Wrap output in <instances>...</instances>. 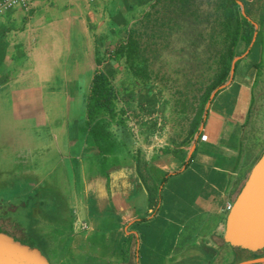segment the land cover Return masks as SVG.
<instances>
[{
    "label": "crops",
    "instance_id": "crops-1",
    "mask_svg": "<svg viewBox=\"0 0 264 264\" xmlns=\"http://www.w3.org/2000/svg\"><path fill=\"white\" fill-rule=\"evenodd\" d=\"M242 1L249 47L190 139L168 127L159 147L145 127L114 124L116 114L88 117L96 72L115 66L101 58L149 0H34L0 14V191L41 193L55 264L236 262L228 205L264 153L251 128L264 0Z\"/></svg>",
    "mask_w": 264,
    "mask_h": 264
},
{
    "label": "rangeland",
    "instance_id": "rangeland-1",
    "mask_svg": "<svg viewBox=\"0 0 264 264\" xmlns=\"http://www.w3.org/2000/svg\"><path fill=\"white\" fill-rule=\"evenodd\" d=\"M190 2L187 7L178 0H163L159 4L149 0L146 12L137 19L141 20L139 26L135 20L128 27L140 28L141 49L150 78L137 77L125 60L112 57L114 51L104 55L101 60L106 58L115 66L106 68V72L101 67L98 70L105 72L117 91L114 112L118 116L114 124L127 125L135 130L139 126L145 127L155 147L166 142L164 132L165 128L168 131V127L174 133L175 141L179 142L184 137L190 139L200 126L210 98L231 76L235 62L245 53L252 40V35L246 36L243 30L244 18L249 15L244 1L236 0L238 24L236 17L231 21L226 20L221 9L224 0ZM182 5L186 8L182 9ZM166 22L168 24L165 25ZM250 33L254 34L249 30ZM262 35L264 37V23ZM254 52L255 49L250 58L252 55L254 57ZM230 59V71L224 79ZM120 63L125 64L123 67L126 69H120ZM120 79L125 88L119 89L117 83ZM261 86L252 107L251 128L254 136L264 142V82ZM108 114L104 109L102 115ZM7 210L12 214L0 218V224L8 229L7 232L23 242L31 244L34 241L48 255V231L45 229L51 227L47 223L50 218L48 211L47 214L43 211L41 215L30 217V228L29 220L24 221L21 216V212L25 211L20 202L11 205L0 203V216ZM21 220L27 229L20 225Z\"/></svg>",
    "mask_w": 264,
    "mask_h": 264
},
{
    "label": "water",
    "instance_id": "water-1",
    "mask_svg": "<svg viewBox=\"0 0 264 264\" xmlns=\"http://www.w3.org/2000/svg\"><path fill=\"white\" fill-rule=\"evenodd\" d=\"M224 239L234 247L264 252V153L229 211ZM264 264V256L238 264ZM0 264H55L37 245L0 232Z\"/></svg>",
    "mask_w": 264,
    "mask_h": 264
},
{
    "label": "trees",
    "instance_id": "trees-1",
    "mask_svg": "<svg viewBox=\"0 0 264 264\" xmlns=\"http://www.w3.org/2000/svg\"><path fill=\"white\" fill-rule=\"evenodd\" d=\"M163 0H155L156 3H161ZM180 3L187 4V7L190 5V0H178ZM186 8L185 5H182V9ZM221 9L224 11V15L226 16L227 21L234 20L236 24L239 23L238 19V7L236 0H224L223 5L221 6ZM185 11L183 12V14ZM139 20V19H138ZM136 23H141L138 21ZM169 22V21H168ZM168 22L165 23L168 24ZM243 27V30L245 32V35H250L249 29H247L246 24ZM141 33L139 27H133L130 28L125 40L119 42L114 49L113 58L117 60H125L126 65L129 67V69L140 78H150V72L149 69L145 63V57H143L142 53V42H141ZM233 56H231V59ZM231 59L229 60V63L227 67L225 68L224 72V79L228 76L230 71V64ZM144 64V65H142ZM223 83V81H222ZM116 98H117V91L114 88V86L109 81L107 75L103 71H97L91 86V92L89 96V104H88V117L90 124L95 123V120L98 119L103 114V110L106 109L110 115H115V106H116ZM4 192V193H3ZM41 193H24L20 194L18 193H10L9 191H0V203L2 205H11L14 202H20L21 208L25 212H21V216L23 217L24 221L28 222V226L31 228L30 225V217L34 215H41L43 213V209L46 206L44 204V199L40 196ZM2 201V202H1ZM12 212H9L7 210L4 215H1L0 218H6L9 217ZM47 214V212H46ZM50 213H48L49 215ZM51 215V214H50ZM24 217H27L25 219ZM21 220L20 225L27 229V225L25 222ZM24 224H23V223ZM7 232L8 229L4 227V225L0 224V232ZM32 245H35V242L32 241ZM245 250V249H244Z\"/></svg>",
    "mask_w": 264,
    "mask_h": 264
},
{
    "label": "built area",
    "instance_id": "built-area-1",
    "mask_svg": "<svg viewBox=\"0 0 264 264\" xmlns=\"http://www.w3.org/2000/svg\"><path fill=\"white\" fill-rule=\"evenodd\" d=\"M34 0H0V14L18 6L29 7ZM232 208V204L228 205V210Z\"/></svg>",
    "mask_w": 264,
    "mask_h": 264
},
{
    "label": "flooded vegetation",
    "instance_id": "flooded-vegetation-1",
    "mask_svg": "<svg viewBox=\"0 0 264 264\" xmlns=\"http://www.w3.org/2000/svg\"><path fill=\"white\" fill-rule=\"evenodd\" d=\"M260 256H264V252L263 253H255L249 250H244L242 248H238L237 250V255H236V262L234 264H238L240 262H244V261H250V260H254ZM256 264V263H253Z\"/></svg>",
    "mask_w": 264,
    "mask_h": 264
}]
</instances>
